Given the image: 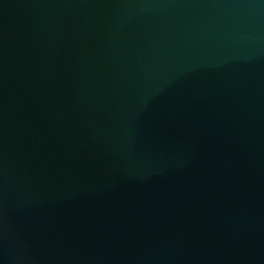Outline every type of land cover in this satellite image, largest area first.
<instances>
[{"label":"water","instance_id":"95a60500","mask_svg":"<svg viewBox=\"0 0 264 264\" xmlns=\"http://www.w3.org/2000/svg\"><path fill=\"white\" fill-rule=\"evenodd\" d=\"M0 264H264V0H0Z\"/></svg>","mask_w":264,"mask_h":264}]
</instances>
